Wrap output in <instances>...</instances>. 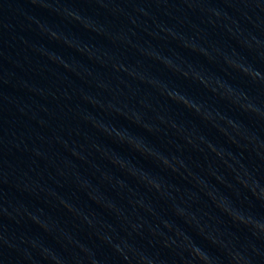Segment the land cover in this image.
<instances>
[{"label":"water","instance_id":"water-1","mask_svg":"<svg viewBox=\"0 0 264 264\" xmlns=\"http://www.w3.org/2000/svg\"><path fill=\"white\" fill-rule=\"evenodd\" d=\"M0 264H264V0H0Z\"/></svg>","mask_w":264,"mask_h":264}]
</instances>
